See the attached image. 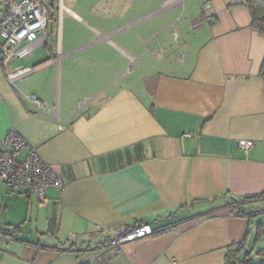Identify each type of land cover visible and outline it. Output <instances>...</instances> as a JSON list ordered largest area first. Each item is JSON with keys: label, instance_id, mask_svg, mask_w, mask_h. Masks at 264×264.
<instances>
[{"label": "crops", "instance_id": "crops-1", "mask_svg": "<svg viewBox=\"0 0 264 264\" xmlns=\"http://www.w3.org/2000/svg\"><path fill=\"white\" fill-rule=\"evenodd\" d=\"M42 2L46 40L0 63V146L14 131L63 187L41 202L0 182V228L19 227L0 264H224L247 247L253 220L226 206L264 192V37L245 0ZM139 225L153 234L109 246Z\"/></svg>", "mask_w": 264, "mask_h": 264}, {"label": "built area", "instance_id": "built-area-1", "mask_svg": "<svg viewBox=\"0 0 264 264\" xmlns=\"http://www.w3.org/2000/svg\"><path fill=\"white\" fill-rule=\"evenodd\" d=\"M49 20V10L41 0H0L1 65L5 68L13 59L28 57L37 42H44ZM32 70L19 68L8 74L7 79L14 84ZM27 100L38 112L44 113L43 103L35 96ZM238 144L244 152L253 147L251 141L242 140ZM24 150V160H17V155ZM0 182L9 193L35 195L41 202H45L49 189L60 191L63 187L53 169L14 131H9L1 142ZM112 234L109 246L119 248L126 243L147 238L153 232L148 225H139L127 231L116 230Z\"/></svg>", "mask_w": 264, "mask_h": 264}, {"label": "trees", "instance_id": "trees-1", "mask_svg": "<svg viewBox=\"0 0 264 264\" xmlns=\"http://www.w3.org/2000/svg\"><path fill=\"white\" fill-rule=\"evenodd\" d=\"M247 8L251 27L255 29L259 34L264 37V1L263 0H245L244 3ZM261 71H264V61L261 67ZM255 201L264 202V192L260 195L244 197L241 199H231L226 206L230 208L236 216L246 218L251 222L254 218L264 213V207L259 210L245 209L244 205ZM19 231L18 226H14L13 230L7 227L0 228L1 236L12 237ZM248 232L243 240L229 246L226 249L224 264H264V247L257 251L256 256L262 258L258 263H254L251 260V251H245ZM264 237V225L257 224L255 227L254 244H257Z\"/></svg>", "mask_w": 264, "mask_h": 264}, {"label": "rangeland", "instance_id": "rangeland-1", "mask_svg": "<svg viewBox=\"0 0 264 264\" xmlns=\"http://www.w3.org/2000/svg\"><path fill=\"white\" fill-rule=\"evenodd\" d=\"M56 44H57V42H56V39L54 38L53 39V46L55 48H56ZM51 47H52V45H51ZM0 213H1V211H0ZM259 223L264 225V217L257 216L256 218L253 219V223H252V226H251L252 233L250 235V240L248 242V245H247V247H245V251L252 250L250 257H251V260L254 263H258L262 259V258L256 256V253H257L258 250H260L261 248L264 247V237L257 244H254L255 227Z\"/></svg>", "mask_w": 264, "mask_h": 264}]
</instances>
